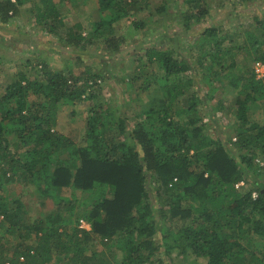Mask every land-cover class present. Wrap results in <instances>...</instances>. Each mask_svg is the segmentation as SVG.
Segmentation results:
<instances>
[{"label":"trees","instance_id":"1","mask_svg":"<svg viewBox=\"0 0 264 264\" xmlns=\"http://www.w3.org/2000/svg\"><path fill=\"white\" fill-rule=\"evenodd\" d=\"M204 1L183 0L186 12L182 27L186 32L191 19L201 22L208 15ZM22 2L0 0V27L19 15ZM40 2L36 25L57 35L56 25L48 21L61 24L58 11L51 0ZM97 4L99 12L107 14L92 25L90 34L81 36V26L77 25L78 32H68L61 38L62 45L84 50L92 40L102 38L98 45L120 56L122 40L112 36V25L128 17L137 3L97 0ZM143 26L140 23L135 28ZM252 27L255 31L244 34L249 44L248 49L242 46L245 59L252 56L253 63H264V13L253 17ZM217 35L216 29L207 27L200 34H184V39L189 43L190 37H198L189 44L197 46V53L206 46L217 47L214 54L207 53L210 69L211 65L223 68L227 58L234 67L235 55L222 48L225 37ZM180 51L152 48L145 52L156 64L152 77L146 79L153 80L163 96L143 112L142 122L131 126L120 112L94 106L78 144L53 131L57 112L61 107L73 108L95 99L99 74L49 71L44 64L43 81L21 73L5 87L0 93V230L5 224L6 232H0V264H51L55 253H70L73 264H114L101 257L94 261L96 256L87 257L85 247L61 241V233L73 223L70 217L74 204L88 212L81 217L91 229L90 233L82 232L83 238L88 240V234H92L100 240H114L112 247L122 254L119 264H153L157 252L162 253L157 263L166 264L171 248L181 249V253L189 250L194 257L206 259V264H264V163L259 166L255 162L258 157L264 158V125L247 120L252 104H264V84L255 80L251 71L234 102L235 116L242 127L235 130L234 142L223 143L218 137L203 134L205 125L196 126L197 107L202 103L201 96L211 97V82L203 76L209 92L202 93L196 81L202 59L196 57L194 61L187 51L179 55ZM179 75L189 76L188 85L197 84L184 103L186 107L181 108L177 99L184 91ZM9 143H13L15 153ZM62 153L66 159H60ZM21 173L35 181L41 197L54 200L58 212L30 223L23 218L20 204L10 207L3 194V181L9 183ZM239 183L243 185L236 188ZM62 189L80 192L83 201L60 198L56 194ZM161 198L167 208L156 215L155 202ZM182 202L186 207L182 208ZM60 210L65 216H60ZM166 213L169 219L189 223L176 232L166 231L164 226L157 229L156 222ZM71 230L76 238L79 231ZM245 235L255 244L251 251L242 248ZM6 236L14 240V246L8 249ZM7 251H11L10 256Z\"/></svg>","mask_w":264,"mask_h":264},{"label":"rangeland","instance_id":"2","mask_svg":"<svg viewBox=\"0 0 264 264\" xmlns=\"http://www.w3.org/2000/svg\"><path fill=\"white\" fill-rule=\"evenodd\" d=\"M51 1L59 13L58 19L61 24L50 19L48 22L56 25L57 35L48 34L35 23L37 10L42 9L40 0H23L22 5L19 6V15L12 18L7 26L0 27V93L16 78V75L21 73L27 78L43 81L44 73L41 67L44 64L49 71L70 70L75 75L86 71L94 75L99 74L100 87L94 88L93 91L96 94L95 99L73 108L61 107L57 112L53 131L78 144L84 136L86 118L94 106H103L111 111L120 112L131 126L136 122H142L143 112L154 105L155 99H161L163 96L162 91L153 85V80L146 79L156 70V64L146 56L145 52L152 48L162 51L180 49L182 51L178 53L179 55L189 53L194 61L196 57L202 59V71H199L196 80L202 93L209 92L203 76L211 82V97L201 96L202 103L197 107L199 121L196 126L205 125L207 129L203 134L212 138L218 137L223 143L235 141L234 132L242 125L235 116L234 102L238 91L249 81L248 75L251 74L253 63L252 56L245 59V49L242 46L245 45L248 49L249 44L244 34L247 31H255L252 20L254 16H261L264 13V0H205L203 4L208 15L202 18L201 22L191 19L188 32L182 27V15L186 12L183 0H128L137 3L135 9L128 17L112 25V36L122 40L120 56H114L106 52L102 45H98L102 42V38L92 40L84 50L65 48L62 45L64 40L61 38H65L68 32H78L77 25L81 26L79 30L81 36L86 38L92 30V25L107 14V12H99L97 0ZM140 23L144 24L143 29L137 30L135 27ZM207 27L217 30V38L225 37L221 45L235 55L234 67L230 66V58H227L223 68L211 65L210 69L211 61L207 53L214 54L217 47L206 46L203 51L197 53V46H189V44L198 40V37H190L189 43L185 41L184 34H200ZM179 76L184 91V95L177 99V105L181 108L185 106L186 99L196 91L197 84L188 85L189 76ZM255 80L264 84L262 79L255 78ZM143 87L147 89H142ZM218 104L223 106L222 109L218 108ZM247 120L249 123L264 125L263 102L259 101L251 105L247 111ZM206 130H210V133H206ZM7 140L12 141L11 138ZM9 148L15 153L16 148L13 143H9ZM23 151L25 152V149L17 154L21 155ZM59 156L60 159H66V154L62 153ZM257 159L260 163H264L263 157ZM22 174L24 173L13 176L9 183L7 179L3 181V194L10 207L14 209L16 202L20 204L23 218L30 223L56 213L58 206L54 200L41 197L39 190L34 187L35 181ZM56 195L66 200L79 198L81 202L84 199L80 192L73 189H62ZM186 205L187 203L182 202L181 206L184 208ZM73 207L75 209L70 217L73 223L61 233V241L64 244L78 243L79 246L85 247L87 257L96 256L94 261L101 257L107 262L119 264L122 254L112 247L114 240H100L92 234H88V240L83 238L82 232L90 233L91 229L90 223L81 217L88 212L78 204H74ZM165 208L167 207L163 203V198L156 200L154 207L156 215ZM59 214L65 216L64 211ZM164 217L156 222L157 229L164 226L166 231L176 232L178 228L189 223L188 220L181 223L169 219L168 213ZM246 227L243 224L242 228ZM71 228H77L79 231L76 238L72 237ZM5 229L4 224L0 232L4 234ZM29 238L32 239L33 236ZM6 239L8 240L4 243L6 249L14 246L12 237L6 236ZM250 239L251 236H243L241 244L244 250L253 249L255 244ZM189 252L186 250L185 253H181V249L171 248L168 254L169 262L167 261L166 264H206V259L196 258ZM7 254L10 256L11 251H7ZM57 254H54L51 264H73L70 253L66 256ZM243 255L247 258V253ZM161 258L162 253L157 252L152 258L153 264H158Z\"/></svg>","mask_w":264,"mask_h":264},{"label":"built area","instance_id":"3","mask_svg":"<svg viewBox=\"0 0 264 264\" xmlns=\"http://www.w3.org/2000/svg\"><path fill=\"white\" fill-rule=\"evenodd\" d=\"M252 72H253L254 77H255L256 79H263V78H264V63H263V62H254L253 65H252ZM96 83H97V84H100V81L97 80ZM255 162H256L259 166L262 165V163H260V162L258 161V159H256ZM242 185H243V183H239V184H237L235 187L238 188L239 186H242ZM255 197H256V195L253 194V198H255ZM81 223L83 224V222H81Z\"/></svg>","mask_w":264,"mask_h":264}]
</instances>
